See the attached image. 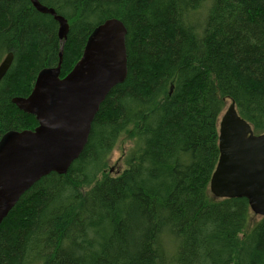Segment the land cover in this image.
<instances>
[{"label":"trees","instance_id":"obj_1","mask_svg":"<svg viewBox=\"0 0 264 264\" xmlns=\"http://www.w3.org/2000/svg\"><path fill=\"white\" fill-rule=\"evenodd\" d=\"M69 21L61 75L93 29L126 28L128 74L101 104L81 155L20 198L0 225V264H264V216L245 231V197L217 199L227 100L264 132V0H39ZM59 24L30 0H0V140L33 129L14 96L59 61ZM135 128L125 169L102 176Z\"/></svg>","mask_w":264,"mask_h":264},{"label":"water","instance_id":"obj_2","mask_svg":"<svg viewBox=\"0 0 264 264\" xmlns=\"http://www.w3.org/2000/svg\"><path fill=\"white\" fill-rule=\"evenodd\" d=\"M30 1L58 22L61 48L58 64L39 72L30 94L13 97L38 124L10 131L0 140V225L38 180L51 172H68L89 140L101 104L128 74L127 28L121 19L110 18L93 29L80 58L61 76L69 21L53 7ZM13 60L9 52L1 61L0 80ZM219 149L210 180L213 196L245 197L252 212L264 216V132H255L234 101L220 117Z\"/></svg>","mask_w":264,"mask_h":264},{"label":"rangeland","instance_id":"obj_3","mask_svg":"<svg viewBox=\"0 0 264 264\" xmlns=\"http://www.w3.org/2000/svg\"><path fill=\"white\" fill-rule=\"evenodd\" d=\"M230 101L227 100L225 109L229 106ZM134 137H135V128L131 127L126 130L121 137L119 138L115 148L113 149L109 159L107 161L106 167L103 171V174L99 176V179H102V176H116L121 173L126 167V160L125 156L128 150L134 144ZM102 177V178H101ZM261 215L252 214L250 221L245 229L248 231L259 219Z\"/></svg>","mask_w":264,"mask_h":264},{"label":"bare ground","instance_id":"obj_4","mask_svg":"<svg viewBox=\"0 0 264 264\" xmlns=\"http://www.w3.org/2000/svg\"><path fill=\"white\" fill-rule=\"evenodd\" d=\"M33 5V4H32ZM248 200V199H247Z\"/></svg>","mask_w":264,"mask_h":264}]
</instances>
